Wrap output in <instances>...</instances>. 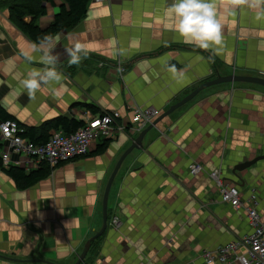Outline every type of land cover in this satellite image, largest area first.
<instances>
[{
    "label": "crops",
    "instance_id": "0c3cea01",
    "mask_svg": "<svg viewBox=\"0 0 264 264\" xmlns=\"http://www.w3.org/2000/svg\"><path fill=\"white\" fill-rule=\"evenodd\" d=\"M40 1L46 12L37 24L45 30L67 5ZM171 3L88 2L74 28L52 37L63 87L50 84L34 98L22 81L33 68L44 67L41 53L31 63L25 59L23 52L34 43L12 24L1 4L0 106L26 131L59 116L83 121L116 110L128 119L134 106L161 115L217 77L264 80V20L246 9H231L224 31L228 54L222 58L183 42L168 11ZM221 11L227 14L229 8ZM76 40L88 43L89 55L69 65L65 49ZM173 67L183 75L177 77ZM140 132L124 129L119 119L86 155L54 169L41 164L48 175L28 187L18 186L0 169V264H75L101 228L107 181ZM103 143L104 151L97 154ZM262 155L264 87L233 83L204 89L148 131L142 147L123 160L109 190L106 230L91 243L82 264H203V251L214 252L251 232L243 207L254 208L264 219V160L246 169L241 183L232 175L236 165ZM11 158L4 168L36 170L24 168L20 157ZM191 164L201 171L190 174ZM215 170L236 186L243 207L222 203L210 178Z\"/></svg>",
    "mask_w": 264,
    "mask_h": 264
},
{
    "label": "built area",
    "instance_id": "2783aa9c",
    "mask_svg": "<svg viewBox=\"0 0 264 264\" xmlns=\"http://www.w3.org/2000/svg\"><path fill=\"white\" fill-rule=\"evenodd\" d=\"M109 0H89L92 3H108ZM124 69L118 66L122 74ZM160 112L154 108H131V116L127 119L119 111H107L96 115L87 116L83 126L75 132L62 135L52 133L43 144H35L28 138L21 136L25 132L15 121H0V158L2 165L6 166L12 156L23 160L24 168L31 166L35 169L41 164H46L50 169L86 155L93 143L100 136L110 133L112 126L122 120L124 129L137 132L142 131L158 118ZM121 129V127H118ZM18 164V160L14 162ZM190 174L195 175L201 171L197 164H191ZM210 178L215 182L222 203L234 209L243 207L239 191L236 186L228 185L221 177L220 171L210 173ZM252 196L249 200L253 201ZM248 226L251 232L240 241L228 243L214 252L203 251L200 260L203 264H264V219L252 207H243ZM112 225L118 224L117 219H112ZM194 264V263H193Z\"/></svg>",
    "mask_w": 264,
    "mask_h": 264
},
{
    "label": "clouds",
    "instance_id": "9594fccd",
    "mask_svg": "<svg viewBox=\"0 0 264 264\" xmlns=\"http://www.w3.org/2000/svg\"><path fill=\"white\" fill-rule=\"evenodd\" d=\"M229 8L227 14L221 11L225 6ZM239 8L255 14L257 20H264V0H172L168 11L174 17L176 32L185 44L194 45L204 51L227 58L228 49L224 38V31L228 24L231 9ZM65 49L69 65H79L89 55L86 41L70 42ZM52 38L45 36L39 44H32L29 51L23 52L25 59L31 63L35 53H41L40 63L44 67L33 68L27 73L22 84L27 89L29 97H35L38 91L52 84L63 87V74L57 70L60 57L51 50ZM172 71L180 77L182 71L173 67Z\"/></svg>",
    "mask_w": 264,
    "mask_h": 264
},
{
    "label": "trees",
    "instance_id": "16d2710c",
    "mask_svg": "<svg viewBox=\"0 0 264 264\" xmlns=\"http://www.w3.org/2000/svg\"><path fill=\"white\" fill-rule=\"evenodd\" d=\"M64 2L67 7H61L45 30H41L37 24L38 19L45 15L46 12L40 0H3L0 2V5L4 4L8 11L9 20L13 25L33 43L39 44L45 36H50L52 38L60 32H66L74 28L83 19L89 0H64ZM26 18H30V21L27 22L25 20ZM93 112L94 114L97 113L95 111ZM7 120H12V118L0 106V121ZM82 126L83 121H77L66 116H59L44 122L38 128H26V131L21 134V136L28 138L35 144H43L49 139L52 131L61 130L68 135ZM105 147L106 144L103 143L97 148L96 153L103 152ZM0 169L22 188L28 187L40 179H43L49 172L46 167H39L32 172H27L15 167L4 168L1 158ZM98 239H96L92 245H94Z\"/></svg>",
    "mask_w": 264,
    "mask_h": 264
},
{
    "label": "water",
    "instance_id": "95a60500",
    "mask_svg": "<svg viewBox=\"0 0 264 264\" xmlns=\"http://www.w3.org/2000/svg\"><path fill=\"white\" fill-rule=\"evenodd\" d=\"M233 83H247V84H253V85H259L264 87V80L258 77H252V76H237V75H230L226 77H217L214 80L207 81L205 83H202L197 88H195L191 93H189L187 96H185L183 99H181L176 104L172 105L168 110H166L164 113H162L158 118H156L152 124L148 125L144 130H142L138 136L132 141L131 145L122 153L120 158L118 159L115 168L110 175L104 193L102 197V225L98 232L95 233L93 237H91L84 245L82 252L80 255H78L77 261L75 264H82L85 260V256L88 253L91 243L94 242L96 239H98L106 230L107 227V201H108V195L109 190L111 187V184L113 182V179L122 164L123 160L126 158V156L134 149H140L142 147V140L145 134L150 131L152 128H155L156 125L168 117L171 113H173L178 108L184 106L186 103L191 101L198 93L203 91L206 88H209L211 86H216L220 84H233ZM264 160V155L258 156L250 161L243 162L241 164L236 165L232 170V175L238 182H242V173L250 168L252 165L257 163L258 161ZM240 182V183H241Z\"/></svg>",
    "mask_w": 264,
    "mask_h": 264
}]
</instances>
